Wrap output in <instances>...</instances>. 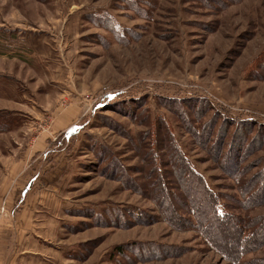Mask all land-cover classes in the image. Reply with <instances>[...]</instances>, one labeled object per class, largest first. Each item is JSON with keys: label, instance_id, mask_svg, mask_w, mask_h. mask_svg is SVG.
Returning a JSON list of instances; mask_svg holds the SVG:
<instances>
[{"label": "rangeland", "instance_id": "rangeland-1", "mask_svg": "<svg viewBox=\"0 0 264 264\" xmlns=\"http://www.w3.org/2000/svg\"><path fill=\"white\" fill-rule=\"evenodd\" d=\"M0 119V181L17 159L13 186L33 190L0 195V222L19 198L34 264H264L231 225L264 220V196L247 202L264 0H0ZM183 180L214 196L223 234L180 207L199 193Z\"/></svg>", "mask_w": 264, "mask_h": 264}, {"label": "trees", "instance_id": "trees-1", "mask_svg": "<svg viewBox=\"0 0 264 264\" xmlns=\"http://www.w3.org/2000/svg\"><path fill=\"white\" fill-rule=\"evenodd\" d=\"M6 128L7 126L5 122H3L0 119V133L3 132ZM215 145L219 146L221 145V142L219 140H216ZM180 161L183 163L182 160ZM181 162L180 164L182 165ZM177 169H178V172H180V175H179L180 178L178 179H183V177L187 175L194 176L190 171H188L189 169H187V167L184 165H182V168H180L177 165ZM190 181L191 180H188V181L183 180L186 186L185 187L186 190L193 191L197 188L199 193L189 198L188 204L186 202L180 201L179 203L180 207L185 211V213H188V212L191 213L194 211L197 222L201 220V223H203L205 227H207L206 229L211 230V231L213 230L214 234L215 233H217L218 235L223 234L224 227H223L222 222L225 221V218L223 217V215L219 216L217 212V208H216V202L214 201V196L211 195L210 193H207L204 190L201 180H200L201 185L197 182H195L196 184H194ZM155 183L153 182L152 185H154L155 189L159 192V193L157 192V194L160 195L164 191L165 188H163V186H160V184L158 185ZM243 187L246 191L247 189H250L249 187H247V183ZM251 193L252 194L250 195V198L247 200V202L251 203V205L253 206L255 203H257V201L255 200V197L258 199L259 197L264 196V180L261 181V183L257 184V189L252 190ZM251 197H253L254 200H252ZM199 198H202V200ZM198 199L201 200L199 203H198L199 201ZM174 208L175 207L174 206L172 207V204H168L164 209L166 211V214L168 215L170 214L174 216V213L176 215V209ZM231 225L233 226L235 234L238 235V238L234 239V244L238 245V248H239V251H237L238 255H242V254L249 253V252H256V251H259L262 247H264V220L260 219L255 224L251 223L252 226L243 224L244 230H241V229L239 230V226L237 223L235 224L231 223ZM206 229L204 228V230ZM247 232L249 233L246 234Z\"/></svg>", "mask_w": 264, "mask_h": 264}, {"label": "crops", "instance_id": "crops-1", "mask_svg": "<svg viewBox=\"0 0 264 264\" xmlns=\"http://www.w3.org/2000/svg\"><path fill=\"white\" fill-rule=\"evenodd\" d=\"M9 162L13 163L12 168L16 171L19 167L17 159H10ZM12 168L8 171L3 181H0V195L16 194L21 196L26 193H31L27 187L16 186L11 180L22 175L19 172H14ZM18 187V188H17ZM11 206L7 205L6 217L0 222V264H34L36 259L37 250L35 249V239L32 237L31 232L27 229L28 214L24 209L17 211V204L19 198L15 200ZM22 206V202L19 204Z\"/></svg>", "mask_w": 264, "mask_h": 264}]
</instances>
